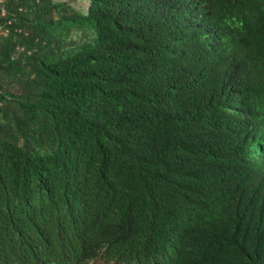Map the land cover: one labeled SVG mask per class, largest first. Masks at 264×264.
Instances as JSON below:
<instances>
[{
  "label": "trees",
  "instance_id": "1",
  "mask_svg": "<svg viewBox=\"0 0 264 264\" xmlns=\"http://www.w3.org/2000/svg\"><path fill=\"white\" fill-rule=\"evenodd\" d=\"M0 264H264V0H0Z\"/></svg>",
  "mask_w": 264,
  "mask_h": 264
},
{
  "label": "built area",
  "instance_id": "2",
  "mask_svg": "<svg viewBox=\"0 0 264 264\" xmlns=\"http://www.w3.org/2000/svg\"><path fill=\"white\" fill-rule=\"evenodd\" d=\"M2 31V29H0V32ZM2 32H4V33H6V31L5 30H3Z\"/></svg>",
  "mask_w": 264,
  "mask_h": 264
}]
</instances>
